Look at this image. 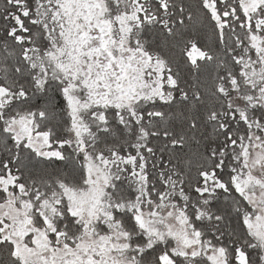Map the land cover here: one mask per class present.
I'll use <instances>...</instances> for the list:
<instances>
[{"label": "snow or ice", "instance_id": "1", "mask_svg": "<svg viewBox=\"0 0 264 264\" xmlns=\"http://www.w3.org/2000/svg\"><path fill=\"white\" fill-rule=\"evenodd\" d=\"M0 264H264V0H0Z\"/></svg>", "mask_w": 264, "mask_h": 264}]
</instances>
